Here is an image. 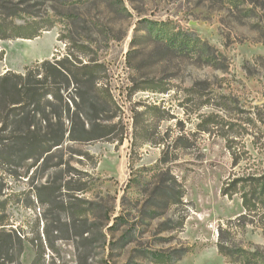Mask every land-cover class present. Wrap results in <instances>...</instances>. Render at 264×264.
Listing matches in <instances>:
<instances>
[{"label":"rangeland","instance_id":"1","mask_svg":"<svg viewBox=\"0 0 264 264\" xmlns=\"http://www.w3.org/2000/svg\"><path fill=\"white\" fill-rule=\"evenodd\" d=\"M0 19L54 24L36 55L0 39V75L73 35L118 106L39 159L0 124V264H264V0H0Z\"/></svg>","mask_w":264,"mask_h":264},{"label":"trees","instance_id":"2","mask_svg":"<svg viewBox=\"0 0 264 264\" xmlns=\"http://www.w3.org/2000/svg\"><path fill=\"white\" fill-rule=\"evenodd\" d=\"M53 25L33 20L14 27L8 35L12 28L0 19V39L32 40ZM59 40L65 44L64 54L37 60L25 66L23 72L7 70L0 75V124H22L14 129L18 134L10 148L24 159H39L62 145L67 132L74 141L101 139L110 133L104 124L117 117L114 96L100 76L106 66L96 53L92 54V46L73 35L60 36ZM110 111L113 113L105 116ZM42 132L48 138H41ZM223 194L231 196L233 192L227 190ZM250 205V198L243 196L244 208L251 210ZM217 249L224 257L235 255L234 250L219 241ZM187 252L185 248L173 250L162 263L176 262Z\"/></svg>","mask_w":264,"mask_h":264},{"label":"bare ground","instance_id":"3","mask_svg":"<svg viewBox=\"0 0 264 264\" xmlns=\"http://www.w3.org/2000/svg\"><path fill=\"white\" fill-rule=\"evenodd\" d=\"M26 42H31L30 44H33V45L36 44V47H34V49L29 54L36 55L38 52L41 51V46H42L41 45V41L37 42V41H34V40H27Z\"/></svg>","mask_w":264,"mask_h":264}]
</instances>
